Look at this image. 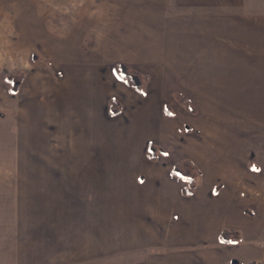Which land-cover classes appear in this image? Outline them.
Listing matches in <instances>:
<instances>
[{
	"label": "rangeland",
	"instance_id": "374dc122",
	"mask_svg": "<svg viewBox=\"0 0 264 264\" xmlns=\"http://www.w3.org/2000/svg\"><path fill=\"white\" fill-rule=\"evenodd\" d=\"M79 1L84 6L85 0ZM92 1L97 2L94 8H98L99 20L98 25L92 28V36L79 35L81 29L77 25L80 24L73 21L71 33L75 34L66 38L68 52L61 55L54 46L59 45V38L50 36L52 32L49 31L44 36L39 31L41 21L30 23L35 28L29 30L28 37H22L23 41L18 40L17 23L23 21L18 26L21 25V31L27 32L28 14H57L67 6L69 14L68 9L73 7L75 0H0V127L9 132L15 115L25 112V104L30 100L42 101L45 97L52 100L48 103L52 107L45 125L53 131H49V134L44 131L41 142L46 141L48 136L50 141L57 144L59 141L66 146L77 142L82 146L98 143L99 149L104 147L105 152L110 150L115 158L123 159L129 155L121 154L125 151L122 146L117 151L119 140L115 132L126 127L125 131L129 133L123 135V141L129 145L132 161L137 159L138 163L132 171L133 175L139 174L142 182L150 173L163 174L170 183L169 187L179 190L181 182L168 175V168L173 160L190 157L201 171L195 189L197 198L190 204L196 208L194 220L198 218L201 221L204 213L227 205L232 209L228 211V220L237 219L240 215L249 220L253 227L257 224V241L260 248H264V119H241L237 116V0H131L136 5H131L130 12L125 15L119 12L121 6L116 7L120 16L115 15L116 10L110 0ZM242 1L243 13L252 12L255 3V10L264 12V0H248L252 5L247 0ZM57 24L58 21L52 22V26ZM62 24V30H65L69 22ZM32 53L35 54L34 61H31ZM69 56L85 66L83 76L91 79L93 88H88L93 91V101L102 113L109 96H114L120 102L121 113L111 119L108 129L103 119L100 121L97 117L75 115L84 113L86 105H81V97L74 99L69 86L63 89L68 97L62 95V104L78 108V111L63 107L54 109L59 102L55 83L64 77L60 59ZM119 59L147 77L145 100L138 95H133L134 99L130 100L129 91L113 75L112 63ZM9 73H17L20 79L18 91L14 94L9 92L8 83L4 80ZM176 91L189 98L196 107L195 113H188L175 101L173 94ZM162 101L169 103L173 117L160 114ZM254 102L250 98L246 106L251 107ZM18 104L22 105L21 109ZM141 104L150 109L152 107L154 113L151 114L153 111L149 112L150 109L145 110ZM242 104L245 107V102L239 106ZM35 114L22 117L13 126V162L11 165L8 162L0 165L4 172H10V181H15V185L22 175L27 174L23 161L29 159L28 144L38 140L35 127L44 114ZM53 114H56V122ZM103 116L108 119L105 114ZM185 126L190 130H186ZM150 128L155 133H161L160 138L153 137L151 140L163 149L154 163L145 161L144 155L143 160H139L143 146L150 138L146 134ZM57 129L59 133L55 135ZM7 134H1L0 138L4 141ZM2 144L0 147H5L4 142ZM1 153L5 151L1 150ZM240 182L249 189L245 202L240 199V195L244 194L239 195L235 190V184ZM42 232L43 226L35 231L34 239L29 243L33 253H43ZM24 234L23 230L22 237ZM4 237L8 236L4 233ZM1 244L0 240V247ZM146 252V249H138L129 256L142 257ZM17 258V264H45L43 257L32 263L24 257Z\"/></svg>",
	"mask_w": 264,
	"mask_h": 264
},
{
	"label": "crops",
	"instance_id": "0c3cea01",
	"mask_svg": "<svg viewBox=\"0 0 264 264\" xmlns=\"http://www.w3.org/2000/svg\"><path fill=\"white\" fill-rule=\"evenodd\" d=\"M79 2L75 0L73 7L68 9L69 14L68 6L60 9L57 14L54 12L43 16L28 14L27 32L21 31V25L18 26L23 21L17 23L18 40L23 41L22 37H28L29 30L35 28L30 24L32 21H41L39 31L44 34L49 31L52 32L50 36L58 37L59 45L54 46L57 47L58 54L66 55L68 52L66 38L75 34L71 33L73 21L80 24L77 25V28L81 29L78 34L86 37L92 36V28L99 23L96 12L98 8H94L97 2L85 0L84 6ZM134 2L110 0V4L115 7L116 16H120L116 7L121 6L119 12L125 15L126 12H130L131 5H136ZM243 4L242 0H237L235 22L237 116L241 119L244 117L264 119V12L256 11L255 3L252 12L243 13ZM57 21L59 24L52 26V22ZM67 22L68 28L62 30V23ZM114 62L111 66L113 75L129 91L130 100L134 99L133 95L145 100L146 91L142 97L116 76ZM124 62L132 67L128 62ZM60 67L64 77L55 83L59 102L54 109L63 107L78 111V108L62 104L63 98L68 97L63 89L65 87L66 90L69 86L68 90L71 88L74 99L81 97V105H86L84 113L74 112L75 115L105 120L108 129L111 119L121 113L120 102L114 96H109L105 111L102 113L100 107L93 101V91L88 88L93 86L91 79L86 77L87 75L83 76L85 66L69 56L60 59ZM111 97L120 105V112L117 115L108 113V102ZM250 98L255 102L251 107H247L246 103ZM51 101L45 97L42 101L30 100V103L23 106L25 112L14 117L13 126L28 114L31 116L35 112L34 116L44 114L35 127L38 140L28 144L29 159L23 161L24 172L27 174L22 175L19 183L15 185V181L12 183L10 181V172L0 169L1 264L14 262L17 264L18 256L24 257L30 263L43 257L45 264H264V248H260L257 241L259 232L257 224L253 227L249 220L240 215L237 219L228 220V211H232L231 207L226 205L219 210L204 213L201 221L197 217V220H194L196 208L190 204L197 195L195 190L191 196L181 194L184 182L170 173L171 165L176 161L170 162L168 175L181 182L179 190L170 188V183L163 174L150 173L142 182L139 174L133 175L137 159L132 161L129 145L123 141V135L129 133L125 131L126 127L115 132L119 140L116 144L119 146L117 151L122 146L125 151L121 154L129 155L125 159L115 158L113 152L110 150L105 152L104 147L99 149L98 143L82 146L77 142L66 146L61 145L59 141L58 144L50 141L51 138L48 136L46 141L41 142L44 131L45 134L53 131L45 125L50 117L48 112L52 106L48 103ZM243 102L245 107L243 104L239 106ZM163 103L167 102H161L159 112L162 116L170 117L162 113ZM141 105L149 111L148 106ZM18 108L21 109L22 105L18 104ZM149 112L154 113L152 107ZM104 114L108 119H105ZM55 115L53 114L52 118H55ZM53 120L57 121L56 118ZM13 126L9 132L0 127V135L8 133L4 141L0 138V145H3L2 142L5 144V147H0V165L5 162L11 165L13 162L11 149L14 138ZM58 133L57 129L55 135ZM146 134H149L150 138L143 146L139 160L141 158L142 161L144 155L145 161L154 163L158 154L162 152L157 154L155 160H150L145 148L148 142L157 146L151 139L160 138L161 133H155L150 128ZM1 150L5 153H1ZM68 150L72 152L68 153ZM114 183L117 185L114 186ZM107 187L109 188L106 189ZM235 190L239 195L244 194L240 195L241 202L248 200L249 189L244 188L242 182L235 184ZM198 200L202 202L201 198ZM42 226L43 253H33L29 243L33 241L35 231ZM223 228L237 231V240L231 243L221 242L218 234ZM23 230L25 234L22 237ZM4 233L8 237L3 239ZM138 249H146L147 252L142 257L129 256ZM232 260L235 262L230 263Z\"/></svg>",
	"mask_w": 264,
	"mask_h": 264
},
{
	"label": "trees",
	"instance_id": "16d2710c",
	"mask_svg": "<svg viewBox=\"0 0 264 264\" xmlns=\"http://www.w3.org/2000/svg\"><path fill=\"white\" fill-rule=\"evenodd\" d=\"M34 60L35 54L32 53L31 61ZM113 69L116 76L120 80H122L128 87L136 91L140 96H145L144 84L147 80L146 76L142 75L141 72L121 60H117L114 62ZM4 80L8 83L9 92L12 94L16 93L18 83L20 82L19 77H17V73H9L4 77ZM173 96L175 101L182 105L188 113L193 114L196 112V107L182 92L176 91L174 92ZM119 112L120 105L118 104L116 99L111 97L108 102V113L110 115H117ZM162 113L170 117H173L174 115L168 103H163ZM185 129L190 130L188 126H185ZM178 130L180 131V129ZM145 151L147 157L150 160H155L159 152L163 153V150L152 142H148L146 144ZM170 173L184 182V185L181 187V194L183 196H191L194 193V190L197 187V178L200 175L201 171L192 159L188 157L178 159L171 165ZM237 236L238 232L230 228H223L218 234L219 240L223 243L235 242L237 240ZM233 262L235 261L232 260L230 263Z\"/></svg>",
	"mask_w": 264,
	"mask_h": 264
}]
</instances>
